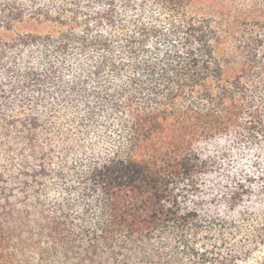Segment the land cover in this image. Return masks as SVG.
<instances>
[{"label": "trees", "instance_id": "trees-1", "mask_svg": "<svg viewBox=\"0 0 264 264\" xmlns=\"http://www.w3.org/2000/svg\"><path fill=\"white\" fill-rule=\"evenodd\" d=\"M0 264H264V0H0Z\"/></svg>", "mask_w": 264, "mask_h": 264}]
</instances>
